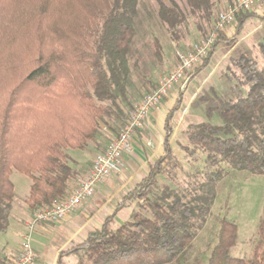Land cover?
I'll use <instances>...</instances> for the list:
<instances>
[{
	"label": "trees",
	"instance_id": "trees-1",
	"mask_svg": "<svg viewBox=\"0 0 264 264\" xmlns=\"http://www.w3.org/2000/svg\"><path fill=\"white\" fill-rule=\"evenodd\" d=\"M156 2L158 20L175 35L187 22L185 13L172 1ZM139 4L0 0V235L14 197L12 170L31 181L25 200L30 212L51 207L71 193L70 182L79 175L71 155L100 150L102 126L116 136L127 123L139 101L129 90ZM185 4L190 15L214 21L212 0ZM253 16L240 12L234 22L242 27ZM262 36L256 57L241 55L233 61L236 70L224 72L228 86L219 93L210 88L221 124L202 121L184 132L189 145L182 150L192 166L202 163V171L186 184L176 181L181 165L167 144L175 107L165 124L163 155L100 228L64 254H75L78 264H183L226 168L264 176V31ZM211 52L196 73L208 65ZM154 55L160 62L158 50ZM131 203L136 208L116 224L117 213ZM237 239L236 225L221 220L206 264H264V217L249 259L230 255ZM0 264H10L1 247Z\"/></svg>",
	"mask_w": 264,
	"mask_h": 264
},
{
	"label": "rangeland",
	"instance_id": "rangeland-1",
	"mask_svg": "<svg viewBox=\"0 0 264 264\" xmlns=\"http://www.w3.org/2000/svg\"><path fill=\"white\" fill-rule=\"evenodd\" d=\"M161 1L167 5L170 1L177 4L185 13L187 22L178 29L175 35H172L167 26L157 18L156 0H140L139 13L136 19V35L130 53V82L132 87L130 86L129 90L137 101L146 94L147 86L153 85L152 87L156 88L159 76L166 73L169 64L176 65L178 55L189 52L195 43L209 37L218 13L231 0L226 6H223L225 0H212L216 6V14L211 24H208L199 15H190L185 0ZM247 12L253 13L254 16L249 18L242 27H237L238 23L233 22L217 33L214 45L209 51V53L212 52L208 65L199 73H196V69L202 65V62L194 67L188 73L189 78L187 74V80L182 85L176 86L159 104L161 105L172 93L178 96L173 106L178 111L172 122V137L167 144L171 143L172 155L181 165V171H177L176 176V181L179 183H188L189 176L194 174L196 170L202 171L203 169L201 162L197 163L196 167L192 166L182 150L189 145L184 134L187 127L202 121L221 124V120L214 109L215 103L212 100L210 88L213 87L215 92L219 93L228 86L224 72L227 69L236 70L233 61L239 56L254 58L258 55V47L261 45L259 43L263 38L264 31V0ZM155 50L160 53V62L155 58ZM196 77L197 79L194 81ZM116 136H112V133L102 126L99 143L101 145L105 144L104 141L107 143L104 147L101 146V152L106 149L109 141ZM100 139L103 140L102 143ZM94 150L93 148L89 152L77 154L74 152L71 159L77 162L79 167L83 165L85 160L89 161L90 164L93 161V152L96 151ZM197 155L204 156L202 153H197ZM123 169L122 167L121 170L123 171ZM226 170H228L227 174L216 186L214 203L206 223L187 250L186 261L183 264H206L209 253L216 242L219 222L223 219L237 227L238 239L236 245L230 250V255L238 259H249L252 255L253 246L258 239V224L264 217V176L227 168ZM10 181L15 189L11 207H18L26 212L25 200L31 184L30 179L12 170ZM127 207L129 208H127L126 217L122 214L120 216L124 220L136 208L135 203H131ZM64 220L50 224L51 231L49 234L40 231L38 225L32 234V244L39 250H51L59 245L66 237L63 229ZM1 238L2 235H0V247L2 246ZM36 259L35 253V263ZM74 259L69 260V264Z\"/></svg>",
	"mask_w": 264,
	"mask_h": 264
},
{
	"label": "crops",
	"instance_id": "crops-1",
	"mask_svg": "<svg viewBox=\"0 0 264 264\" xmlns=\"http://www.w3.org/2000/svg\"><path fill=\"white\" fill-rule=\"evenodd\" d=\"M229 1L230 0H225L223 6H226ZM173 66L174 64H169L166 72ZM189 85L190 83L188 87ZM176 96V94L172 93L161 105L153 109L147 117L145 128L135 133L132 139L131 152L123 157V171L121 170L118 173L112 174L110 178L98 188L95 195L83 203L79 211L64 220L63 229L66 233L65 239L51 250H39L32 244V248L37 256L35 264H69V260L72 258L75 259L73 262L71 261L70 264H78V257L75 254L64 253L73 246L81 244L88 232L100 228L104 219L113 213L115 207L120 203L124 195L133 189L148 173L149 165L163 155L164 146L166 144L165 124L173 109L174 103L178 99V96ZM177 111L171 115V121L169 123L172 127V122ZM100 140L102 143L103 140ZM170 140L171 138L169 141ZM103 143L106 144L107 142L104 141ZM105 144L101 146L104 147ZM169 145L171 146V143ZM99 152H101V149L93 152V159ZM90 167L91 163L89 164V161L86 160L81 167H78L79 175L70 182V192L77 187L79 180L87 175ZM127 208L129 207H125L117 213L115 218L116 224L122 223L128 219L124 220L120 218L121 214L126 217ZM30 217L31 212L28 209L24 212L18 207L10 208L7 229L2 234L1 238V249L4 257L9 263L19 252L21 243L20 235L23 231V226L30 220ZM38 229L43 232H48L49 234L51 225L41 224L38 226Z\"/></svg>",
	"mask_w": 264,
	"mask_h": 264
},
{
	"label": "built area",
	"instance_id": "built-area-1",
	"mask_svg": "<svg viewBox=\"0 0 264 264\" xmlns=\"http://www.w3.org/2000/svg\"><path fill=\"white\" fill-rule=\"evenodd\" d=\"M262 0H231L218 13L213 30L209 37L195 43L192 49L178 55L174 68L159 76L156 88L141 97L129 114L127 123L120 129L117 136L111 139L106 149L97 154L86 176L81 178L77 187L63 200L55 202L51 207L33 211L30 220L24 225L20 235L21 243L18 254L10 264H35V253L32 248V234L41 224H53L63 221L76 213L83 203L91 199L98 188L112 174L118 173L123 167L124 155L131 152L132 139L135 133L143 129L150 112L178 85L187 80V74L207 56L215 42L219 31L231 25L237 14L249 11Z\"/></svg>",
	"mask_w": 264,
	"mask_h": 264
}]
</instances>
